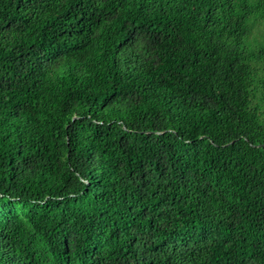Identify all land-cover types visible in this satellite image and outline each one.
<instances>
[{
	"label": "trees",
	"instance_id": "16d2710c",
	"mask_svg": "<svg viewBox=\"0 0 264 264\" xmlns=\"http://www.w3.org/2000/svg\"><path fill=\"white\" fill-rule=\"evenodd\" d=\"M264 0H0V264H264Z\"/></svg>",
	"mask_w": 264,
	"mask_h": 264
},
{
	"label": "rangeland",
	"instance_id": "374dc122",
	"mask_svg": "<svg viewBox=\"0 0 264 264\" xmlns=\"http://www.w3.org/2000/svg\"><path fill=\"white\" fill-rule=\"evenodd\" d=\"M250 41L256 45V43L263 44L264 43V21L258 23L251 34Z\"/></svg>",
	"mask_w": 264,
	"mask_h": 264
}]
</instances>
